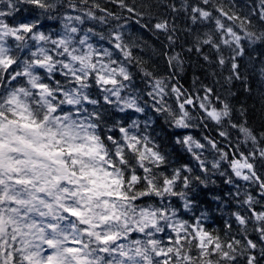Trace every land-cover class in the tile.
I'll list each match as a JSON object with an SVG mask.
<instances>
[{"label": "snow or ice", "instance_id": "1", "mask_svg": "<svg viewBox=\"0 0 264 264\" xmlns=\"http://www.w3.org/2000/svg\"><path fill=\"white\" fill-rule=\"evenodd\" d=\"M170 7L196 26L179 52L126 0H0V264H264V131L229 98L244 58L264 85V0ZM129 21L165 37L166 74ZM193 51L227 96L180 82Z\"/></svg>", "mask_w": 264, "mask_h": 264}, {"label": "trees", "instance_id": "2", "mask_svg": "<svg viewBox=\"0 0 264 264\" xmlns=\"http://www.w3.org/2000/svg\"><path fill=\"white\" fill-rule=\"evenodd\" d=\"M102 4L106 0H100ZM185 0H126V3L130 7H134L137 11L148 10L151 13L150 17H145V19H157V18H167L170 22L174 23L176 26V36H177V46L175 51H181V46L185 49L190 46L191 37L188 35L189 28H195L196 26L191 25L190 20L187 18V14L183 11L178 13H173L170 5L175 4L177 8L181 7V4ZM191 3L193 0H187ZM245 3L251 4L252 0H240L241 6ZM108 7L117 14H120L124 17L129 16L130 14L126 11L121 10L115 5L108 4ZM135 17H133V20ZM98 29L101 27L97 25ZM126 35L135 41L139 47L136 49V54L146 61L147 66L157 74H166L165 73V58L160 55L161 49L165 48L166 40L163 35L157 36V34L145 31L140 28L139 25H135L132 21H129V26L127 29ZM204 54L214 57V53L211 50L205 49ZM257 52H253V56H256ZM185 72L181 78V83L186 88L192 86V80L194 77L199 76L200 80L209 86H213L222 96H227L225 91L224 81L220 76H213L212 72L214 70V65H210L208 62L204 61L203 56L193 52H185ZM244 65L246 70V75L249 76L248 84L251 85V93L245 91L244 86L241 85L239 81L231 87V91L237 93L235 98L229 97L232 102L235 104L237 109L241 105H244L247 108V120L251 127L255 130L264 131V85L260 82L259 67L257 63L255 67H250L248 64L247 58H244ZM135 72L136 70L133 69ZM219 81V83H216ZM137 83H140L139 75L137 76ZM160 123L163 124V119H160ZM194 124L197 121H193ZM159 131V128H157ZM169 131H172L169 129ZM197 139L201 138L204 135V131L201 128L194 127L189 130ZM208 134L215 136L216 133L212 131L211 128L208 130ZM183 155V153H182ZM187 158V157H185ZM219 216V213L216 214ZM213 227H221L222 221L214 220L210 222Z\"/></svg>", "mask_w": 264, "mask_h": 264}]
</instances>
